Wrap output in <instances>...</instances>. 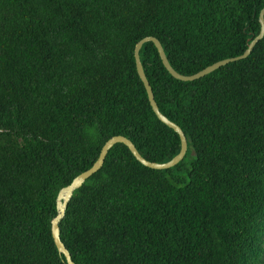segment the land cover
<instances>
[{
	"label": "trees",
	"instance_id": "1",
	"mask_svg": "<svg viewBox=\"0 0 264 264\" xmlns=\"http://www.w3.org/2000/svg\"><path fill=\"white\" fill-rule=\"evenodd\" d=\"M264 0H0V264H65L57 191L122 135L148 161L179 149L132 50L156 38L190 75L239 55ZM264 20V15H263ZM158 111L186 140L149 169L116 143L58 223L74 264H264V32L244 59L172 78L138 51ZM98 125V136L88 126Z\"/></svg>",
	"mask_w": 264,
	"mask_h": 264
},
{
	"label": "water",
	"instance_id": "2",
	"mask_svg": "<svg viewBox=\"0 0 264 264\" xmlns=\"http://www.w3.org/2000/svg\"><path fill=\"white\" fill-rule=\"evenodd\" d=\"M263 15H264V7H262L258 11V14H257V21H258V26H259L257 34L248 41V43L245 46V49L239 55L215 61V62L203 67L202 69L198 70L197 72L190 74V75H181L171 68V66L169 65V63H168V61L164 55V52L161 48L159 41L156 38H154L152 36H145V37L140 38L135 43L133 50H132L134 68H135L136 75L139 78V80H140V82L144 88L147 102L150 106L152 113L156 117V119L158 121H160L162 124H164L165 126H167L168 128H170L174 133H176L178 140H179V149H178V152L174 156H172L168 161L162 162V163H156V162L148 161V160L144 159L143 157H141L140 154L135 149L134 145L131 143V141L122 135H113L103 142V144L99 148L97 157L92 162L90 167H88L87 169H85V170L79 172L77 175H75L69 181V183L67 185L61 187L57 191L56 196H55V215L50 219V235H51L53 244L57 250V253L59 255L63 256L65 264H74V263L70 259V255H69L68 251L66 250V248L64 247L63 243L60 241L58 223L61 220V218L63 217L66 204H67L68 200L70 199L73 191L76 190L77 188H79L82 185V183L89 176H91L93 173H95L101 167L103 160H104V157L106 155V152L108 151V149L112 145H114L116 143H120V144L124 145L127 148V150L130 152L132 157L138 163H140L142 166H144L146 168L155 169V170L166 169V168H170V167L174 166L178 161H180L182 159V157L186 151V140H185V137H184L182 131L180 130V128L176 124L169 121L165 116H163L158 111V108L155 104L151 89L149 87V84H148L145 76H144V73H143V70H142V67H141V64L139 61V57H138V51H139L141 45L145 42H151L153 44V46L156 50V53L158 55V58L161 62V65L163 66V68L166 70V72L172 78L179 80V81H184V82L185 81H193V80H196L200 77H203L204 75L216 70L217 68H219L221 66H224L230 62H235V61H238V60H241V59H244L245 57H247L249 55L251 49L253 48V46L263 36V32H264Z\"/></svg>",
	"mask_w": 264,
	"mask_h": 264
},
{
	"label": "clouds",
	"instance_id": "3",
	"mask_svg": "<svg viewBox=\"0 0 264 264\" xmlns=\"http://www.w3.org/2000/svg\"><path fill=\"white\" fill-rule=\"evenodd\" d=\"M89 130L93 132V134L98 136V125L96 123H93V125L88 126Z\"/></svg>",
	"mask_w": 264,
	"mask_h": 264
}]
</instances>
